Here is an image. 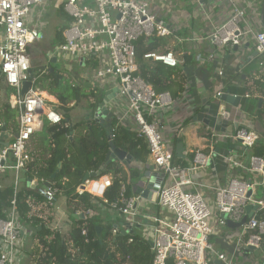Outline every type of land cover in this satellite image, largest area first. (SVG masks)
I'll return each instance as SVG.
<instances>
[{
  "label": "built area",
  "instance_id": "1",
  "mask_svg": "<svg viewBox=\"0 0 264 264\" xmlns=\"http://www.w3.org/2000/svg\"><path fill=\"white\" fill-rule=\"evenodd\" d=\"M42 1L0 0V78L13 88L9 102L18 110V135L0 149V171L12 170L15 173L14 198L7 217L0 216V264H28V251L36 247L41 251L48 250L39 241L32 240L33 231L27 233V223L24 224L18 210L16 196L21 174L26 172L34 178L30 185L43 198L42 201L35 198L29 200L31 209L28 218L38 216L41 203L51 207L60 194L59 186L54 180L47 186L48 180L33 176L35 172L29 168L33 156L28 150V142L32 136L44 122L58 124L63 120L57 103H49L43 92L35 86L36 76L31 64L29 45L42 36V32L32 25V9ZM228 1L231 3L229 15L214 27L207 38L218 47H239L247 40H252L255 50L264 55V28L256 29L252 26L244 6L245 0ZM151 2L152 0H59L56 6H63L71 17V22L64 31L65 41L52 52L54 56H70L69 59L80 63L81 58H84L81 64L87 70L85 77L92 86L105 89L106 85L114 82L118 92L113 100L118 99L120 105L107 107L113 112L118 125L135 130L148 143L150 157L160 177L154 204L163 213H150L149 206L145 207L144 204L147 199L141 194L123 196L122 205L112 202L111 208L124 215L123 222L141 223V228L134 230L141 231L144 223H150V232L144 231L146 233L143 236L153 243L152 264H169L170 261L174 264H218L217 261L237 264L235 253L227 255L218 252L210 240L216 224L213 208L205 195L185 187L191 183L187 177L190 171L206 166L211 155L199 153L192 167H182L175 163L174 149L164 136L160 114L163 108L172 106L173 97L168 91L157 92L139 74L135 58V43L138 39L154 35L167 36L171 33L168 23L152 11ZM145 58L173 67L179 62L171 50L148 52ZM95 63L97 67L92 68ZM26 81H31V87L22 94ZM222 93L224 91H218L217 96ZM215 135L223 140H240L244 148L253 147L259 139L257 131L252 127H240L232 134L220 132ZM215 135L211 133L210 141H214ZM227 160L233 166L244 167L264 176V156L250 155L248 165L233 157H228ZM112 184L113 180L108 176L91 177L77 188V192L80 195L89 192L107 203L105 193ZM95 185H98L99 192L95 190ZM257 187L258 184L253 181L233 178L228 184L215 188L214 209L220 226H228L229 220L240 222L247 214L248 205L258 206L240 227L242 233L237 245L241 249H261L264 245V198L255 197ZM139 219L144 220L141 222ZM52 230L59 231L58 226L55 225ZM119 230V227H115L113 236ZM36 242L39 244L35 245ZM31 263L32 261L29 264Z\"/></svg>",
  "mask_w": 264,
  "mask_h": 264
},
{
  "label": "crops",
  "instance_id": "2",
  "mask_svg": "<svg viewBox=\"0 0 264 264\" xmlns=\"http://www.w3.org/2000/svg\"><path fill=\"white\" fill-rule=\"evenodd\" d=\"M244 6H246L248 19L252 26L256 29L264 28V0H245ZM230 8L231 3L228 0H152L151 2L152 11L159 18L165 20L171 27L170 35L159 36L165 38L167 44L159 48L156 52L173 51L179 61L177 66L182 67V73L184 75L177 79L179 82H182L185 87L183 92H178L174 95L171 90H167L171 93L174 101L172 106L165 107L160 112L163 133L173 146L174 152L177 155L174 161L178 165L186 163L187 165L184 167H192L199 153L205 156L211 155L206 166L190 171L187 177L190 179L191 183L185 187L189 190H197L203 193L214 212H216L214 209L215 188L228 184L233 178H242L255 182L258 184L255 197L264 198V176L262 174L250 172L244 167L233 166L231 162L227 160L228 157H233L242 161L244 165H248L250 157L249 150L252 147L244 148L236 139L232 140L229 138L223 140L217 138L215 135L220 132L232 134L240 127H252L255 129L257 126L260 131L259 137L262 136L264 139V119L259 120L256 115H250V113L242 109L241 105L244 100L258 103L260 108L264 105V86L261 87V82H264V55L259 54L255 50L252 40H247L242 46H239L238 49L235 50L236 47L231 46L218 47L207 38L214 27L221 24L227 18L230 13ZM32 25L37 27V24L34 22ZM39 30L41 31L40 28ZM48 54L49 57H52L53 61L59 62L60 60H66L63 59L62 56H54L52 51ZM260 62H263V64L260 65ZM41 66L42 65L37 68ZM35 69L36 68L33 66V70ZM78 70L81 73L80 68ZM220 71L223 73L220 74ZM85 75L86 73L82 74L84 78H86ZM86 81L90 84L87 78ZM96 82L98 83V81ZM5 86L4 82L0 86V136L3 132V125L6 126L7 134L13 136L17 132L15 131V127L18 123V110L10 104L11 94L7 97ZM114 86V82H111L106 85L103 90L106 92V90L110 88H115ZM245 88L247 89L245 94L241 93L240 91ZM221 90L224 92L229 91L230 93L241 95L242 97L238 108L234 107L232 104L226 105V111L230 113V116L224 131L220 123L224 119V113H219L220 101L217 99V92ZM232 90L236 92H232ZM42 92L49 103L58 102L55 96L50 95L46 91ZM246 94L249 96L246 97ZM213 97L216 99L212 102L211 100H213ZM114 100L108 104V107L120 105L118 99ZM4 102L10 104L11 108L16 109V124H14L13 120L8 117V113L3 109ZM112 104L113 106H110ZM87 109L88 113L86 115L88 118L94 119L91 115L95 112L90 114L91 109ZM130 119L131 118H129V121H131ZM43 126L44 124L37 129L30 142H28L30 154L35 153L37 157L44 149L43 142L37 138V134L42 130ZM208 133L215 135L213 142L210 141ZM77 134L78 133L72 134V137ZM176 138H178V141L175 140ZM179 142H181L182 145L177 152V145ZM115 163L118 167L123 169V172L129 173V168L126 163L120 161H115ZM131 164L133 167L139 169L140 176L149 169V166H153L151 169L152 174L157 175L159 173L154 167L151 157L148 158L145 165L141 166L135 161ZM35 175L34 173L33 176ZM97 175L98 172H96V175L93 177H97ZM105 176H108L114 181L115 176L113 173ZM14 177L15 173L12 170L0 171L3 187L13 185ZM31 179L34 178L26 172H23L20 177V187L27 185L32 188L33 185H30ZM137 181H134V183L136 184ZM127 182L130 183L131 180L129 179ZM82 183H80L79 186H81ZM79 186H77V188ZM94 187L96 188L95 190L99 192L98 185ZM135 195L138 194L136 193L131 196ZM97 198L98 199H93L94 206L87 209L85 212L80 203V197H68L60 193L57 195L51 207L44 206V203L39 204L41 209L37 217L42 219L46 224L48 221V226L51 229L57 225L59 231L62 234L64 231V235H66L72 228V217L76 216V218L86 219L87 216L95 214L100 216L104 215L100 211H95L100 201L103 202L101 197ZM144 204L145 207L149 206L150 210L152 207L155 208L158 214L163 213L162 210L156 208L157 205L154 204L152 200H145ZM103 207H105V205H103ZM109 207L111 208V206ZM140 209L141 207L138 211H140ZM150 210L148 211L150 212ZM33 212L36 213V210ZM115 212L117 213V217L116 215L115 217L120 219L118 224L122 223L125 219L124 215L120 212ZM217 219L218 214H216L215 217V231L210 238L215 250L227 255L235 253L237 256V264H264V245L261 249H258L257 254L254 251L247 252L246 248H239L237 244L241 237L242 228L232 229L228 226H220L217 223ZM114 220L116 219L114 218ZM139 220L143 222L144 219ZM28 225L30 226V224ZM30 233H32V230H30ZM36 244L39 243L36 242L35 245ZM36 248H33V250ZM217 263L220 264L221 262L217 261Z\"/></svg>",
  "mask_w": 264,
  "mask_h": 264
},
{
  "label": "trees",
  "instance_id": "3",
  "mask_svg": "<svg viewBox=\"0 0 264 264\" xmlns=\"http://www.w3.org/2000/svg\"><path fill=\"white\" fill-rule=\"evenodd\" d=\"M59 10L60 13L67 14L63 6ZM64 18L66 22L59 26V31L53 40L54 47L65 41L64 31L70 25L71 17L67 14ZM166 44L165 38L156 35L141 37L135 43V58L139 66V74L157 92L171 90L176 95L185 89L183 83L177 80L184 76L182 67H170L161 61L145 58L146 53L156 52ZM96 67L97 63L92 65V68ZM73 68L74 70L69 73L60 71L57 61L51 60L49 67L33 70L36 76L35 86L57 98V108L62 112L63 120L58 124L44 122L42 130L37 134L38 140L44 144V149L38 157L35 153L31 154L33 161L29 164V168L44 180L52 178L55 174L54 181L59 186L60 193L68 197H80V203L85 212L94 206L93 199L98 198L89 192L79 195L76 191L77 186L84 181L85 175L90 171L98 172L97 177L113 173L115 176L113 184L105 193L108 202L103 201V203L109 207L112 202H118L121 206L123 196L130 197L136 194L133 190L134 179H138L140 171L138 168L131 167L127 173L123 172V169L115 162L105 163L106 154L111 147L110 140H113L116 147L131 154L133 161L141 166L145 165L150 158L148 143L145 137H140L135 130L118 125L114 116L112 120L114 131L111 137L99 121L88 118L87 115L75 123L71 115L75 103L83 99L86 107L91 109V114L103 101L105 90L88 84L78 70L82 68L80 62L75 63ZM263 86L264 82H261V87ZM4 88L7 97L14 91L7 85ZM246 91L245 88L240 92L245 94ZM232 92L236 91L232 90ZM241 105L242 109L250 115H256L259 120L264 119V105L260 108L258 103L246 100ZM3 106L8 117L16 124V109L11 108L7 102H4ZM17 124L15 131L18 129ZM75 133L78 134L72 137ZM208 135L211 138V133ZM175 140L178 141V138ZM249 151L250 155L264 156L262 136ZM176 158L177 155L174 152V159ZM185 165L187 164L183 163L180 166ZM129 179L130 183L127 182ZM14 195V185L3 187L0 178L1 217H7ZM16 197L22 221L24 224H30L32 228V240H38L42 247L48 249L41 251L36 248L28 251L31 264H152L153 251L150 241L139 231L134 230L124 235L119 230L118 234L113 236L112 231L120 222L118 218L105 224L103 217L98 214L87 216L86 219L74 216L71 218L73 222L71 230L63 235L60 231L52 230L36 216L28 218L31 209L29 200L43 199L33 188L23 185L19 188ZM98 227H101L100 231ZM169 264L174 262L170 261Z\"/></svg>",
  "mask_w": 264,
  "mask_h": 264
},
{
  "label": "water",
  "instance_id": "4",
  "mask_svg": "<svg viewBox=\"0 0 264 264\" xmlns=\"http://www.w3.org/2000/svg\"><path fill=\"white\" fill-rule=\"evenodd\" d=\"M204 1V0H202ZM238 47L235 48L237 50ZM84 58H81V63H83ZM45 66H41L40 69H44ZM0 77H1V71H0ZM31 87V81H26L23 84L22 87V94H25L29 88ZM118 92V88H111L109 90H106L103 101L100 103L97 111L91 115L92 118L95 120L99 121L106 129L108 135L111 137V134L113 132V126H112V120H113V112L109 110L107 105L113 98L116 97V93ZM217 99H219V113L223 114L224 113V119L220 122L223 126V131L225 129L226 123H228V118L230 116V113L226 111V105L227 104H232L234 107L238 108L241 102V95H235L232 93H229V91H225L221 95L217 96ZM261 102V100H260ZM202 120V119H201ZM3 132L1 133L0 136V149L4 148L7 146L12 140L17 137V133H15L13 136H10L6 132V126H2ZM240 141V140H239ZM182 143L179 142L177 145V152L179 151V148L181 147ZM110 149L108 150L105 158V163H111L115 161H120L123 163H126L128 168L130 169L132 166L133 162V157L131 154H129L127 151L116 147L113 143V140H110ZM153 166H149V169L146 170L143 175L138 177L137 183L134 185L133 190L137 194H141L143 198L147 200H152L153 202L156 201L157 199V186L160 183V177L157 175L152 174L151 169ZM260 174L259 172H255ZM96 172H89L85 175L84 181L87 179H90L91 177L95 176ZM55 178V174L53 175L52 178H50L47 182L46 185L50 186L52 181ZM258 208L257 205H248L246 207L247 214L246 216L243 217V219L240 222H233L231 220L228 221L227 225L229 228L236 229L240 228L245 222L247 221L248 218H250L253 215L254 210ZM120 225V226H119ZM115 227H120L121 229V234H128L130 232L134 231V228H141V223L138 224H133L130 222H122L120 224H116ZM98 230H101V227H98ZM151 247L153 246V243L150 242ZM247 252H252L254 251L256 254L258 253V249L254 247H247L246 248ZM222 264V263H220Z\"/></svg>",
  "mask_w": 264,
  "mask_h": 264
},
{
  "label": "rangeland",
  "instance_id": "5",
  "mask_svg": "<svg viewBox=\"0 0 264 264\" xmlns=\"http://www.w3.org/2000/svg\"><path fill=\"white\" fill-rule=\"evenodd\" d=\"M57 2H59V0H43L41 3L35 5L32 9V12L34 13V15L32 16V20L34 23L37 24L38 29L40 28L42 31L41 38L37 40L36 42L31 43L29 45V52H30L32 67L34 66L35 68H37L40 65H42V66H45L46 68V66H50V61L52 60V57H49L48 53L50 51H53V49L56 47L52 45L53 40L56 37L57 31H59L58 30L59 26L62 25L64 22H66L64 16L67 15V14L65 15V14L60 13L59 9L61 6L58 9V7L56 6ZM63 58L69 59L71 57L64 56ZM69 60H65V61L60 60L59 62H57L60 71L64 70L65 72L69 73L74 70L73 66L77 62L75 60H71V59ZM83 69L80 68L82 74L87 72L85 68ZM2 83H3V80L2 78H0V86L2 85ZM212 99L213 100L211 101L213 102L215 101L216 98L213 97ZM87 111L88 109L86 108V103L83 101V99L80 100L78 103H75V105L72 107V110H71L73 121L75 123L80 121L84 116H86V114L88 113ZM256 127H255V130L257 131L259 135L260 131L258 127L257 128ZM134 181H137V178H135ZM102 204L103 202L100 201V204L99 205L97 204L98 206L96 205L97 208L95 209V211H100L102 212V214H104L102 217H103L105 224L107 222H111L112 220H114V218L116 219L117 213L108 206L103 207L104 204L103 205ZM68 207H69V204H68ZM150 213L158 214L157 210L153 207L151 208ZM216 214L217 213L214 212V218L216 217ZM26 226H27L26 228L27 233H30V230H32V228L28 224H26ZM144 231L150 232V223L148 222L144 223L142 230L140 231V234L143 235L144 233H146ZM64 234L65 232L63 231V235ZM125 264H129V263H125Z\"/></svg>",
  "mask_w": 264,
  "mask_h": 264
}]
</instances>
